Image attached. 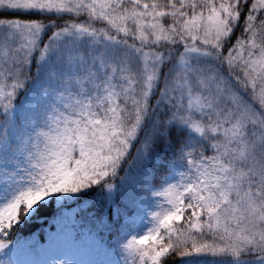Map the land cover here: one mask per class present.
Listing matches in <instances>:
<instances>
[{
	"label": "snow or ice",
	"instance_id": "obj_1",
	"mask_svg": "<svg viewBox=\"0 0 264 264\" xmlns=\"http://www.w3.org/2000/svg\"><path fill=\"white\" fill-rule=\"evenodd\" d=\"M0 264H264V0H0Z\"/></svg>",
	"mask_w": 264,
	"mask_h": 264
}]
</instances>
